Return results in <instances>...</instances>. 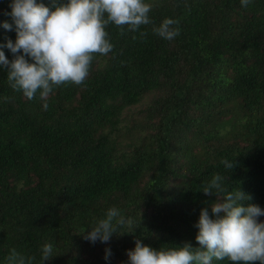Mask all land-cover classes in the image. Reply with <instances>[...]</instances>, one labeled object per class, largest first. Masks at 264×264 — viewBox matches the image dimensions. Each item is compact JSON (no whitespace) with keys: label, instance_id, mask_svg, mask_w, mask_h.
I'll use <instances>...</instances> for the list:
<instances>
[{"label":"trees","instance_id":"16d2710c","mask_svg":"<svg viewBox=\"0 0 264 264\" xmlns=\"http://www.w3.org/2000/svg\"><path fill=\"white\" fill-rule=\"evenodd\" d=\"M11 2L0 0V44L16 39L2 27ZM146 2L152 23L124 35L109 25L112 52L96 56L82 85L54 88L47 110L39 93L14 91L0 65V264L13 248L31 264H128L136 239L199 248L214 174L264 209V0ZM166 18L178 21L172 40L152 31ZM112 207L132 225L108 243L84 240ZM47 243L53 256L42 262Z\"/></svg>","mask_w":264,"mask_h":264},{"label":"clouds","instance_id":"9594fccd","mask_svg":"<svg viewBox=\"0 0 264 264\" xmlns=\"http://www.w3.org/2000/svg\"><path fill=\"white\" fill-rule=\"evenodd\" d=\"M251 0H241L247 7ZM13 23L5 21L2 27L15 31L13 42L7 39L0 44V65L8 70L10 87L22 92L29 100L39 97L44 110L48 109L47 98L54 88L67 85H82L89 76L91 65L97 55L106 56L113 50L106 28L115 25L120 34L138 31L142 25L152 23L149 13L153 5L146 0H12L9 4ZM178 21L164 19L152 29L153 33L172 40L180 34ZM141 35H146L141 33ZM135 38V37H134ZM7 48L13 55L9 61ZM221 163L228 169L234 165L228 160ZM224 177L214 174L202 192L217 199L201 210L196 241L199 248L190 243L174 248L155 250L135 240L134 250H129L128 264H212L213 260H228L231 264H264V209L249 203L252 197L242 190L228 192L222 186ZM214 190L216 195H214ZM219 193H226L223 198ZM247 201V203H243ZM132 220L126 219L119 209L112 207L105 217L99 219L91 231H85L83 239L95 244L108 243L117 230ZM42 262L53 256V245L41 249ZM111 255L106 249L105 260ZM35 257H25L11 249L5 264H31Z\"/></svg>","mask_w":264,"mask_h":264},{"label":"rangeland","instance_id":"374dc122","mask_svg":"<svg viewBox=\"0 0 264 264\" xmlns=\"http://www.w3.org/2000/svg\"><path fill=\"white\" fill-rule=\"evenodd\" d=\"M259 220L262 222V220L259 218Z\"/></svg>","mask_w":264,"mask_h":264}]
</instances>
